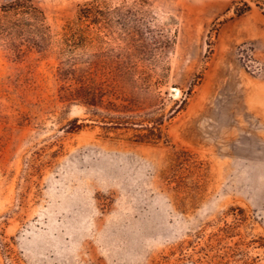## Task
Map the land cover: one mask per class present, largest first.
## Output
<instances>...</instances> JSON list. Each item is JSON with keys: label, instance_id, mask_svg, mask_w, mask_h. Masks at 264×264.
I'll return each instance as SVG.
<instances>
[{"label": "rangeland", "instance_id": "374dc122", "mask_svg": "<svg viewBox=\"0 0 264 264\" xmlns=\"http://www.w3.org/2000/svg\"><path fill=\"white\" fill-rule=\"evenodd\" d=\"M0 264H264V0H0Z\"/></svg>", "mask_w": 264, "mask_h": 264}, {"label": "trees", "instance_id": "16d2710c", "mask_svg": "<svg viewBox=\"0 0 264 264\" xmlns=\"http://www.w3.org/2000/svg\"><path fill=\"white\" fill-rule=\"evenodd\" d=\"M100 10L96 4L84 8V11L81 12V17H87L89 14H99Z\"/></svg>", "mask_w": 264, "mask_h": 264}]
</instances>
